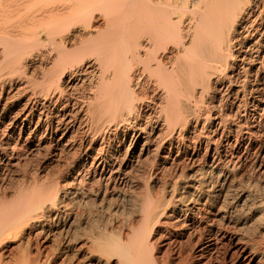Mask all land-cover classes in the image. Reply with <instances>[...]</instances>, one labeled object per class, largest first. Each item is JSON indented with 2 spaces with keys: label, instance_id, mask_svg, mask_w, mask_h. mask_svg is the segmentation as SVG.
Returning a JSON list of instances; mask_svg holds the SVG:
<instances>
[{
  "label": "bare ground",
  "instance_id": "bare-ground-1",
  "mask_svg": "<svg viewBox=\"0 0 264 264\" xmlns=\"http://www.w3.org/2000/svg\"><path fill=\"white\" fill-rule=\"evenodd\" d=\"M45 146L64 166L0 197V264H264V0H0V187ZM137 182L119 230H80L92 185ZM156 226L189 239L162 259Z\"/></svg>",
  "mask_w": 264,
  "mask_h": 264
},
{
  "label": "rangeland",
  "instance_id": "rangeland-1",
  "mask_svg": "<svg viewBox=\"0 0 264 264\" xmlns=\"http://www.w3.org/2000/svg\"><path fill=\"white\" fill-rule=\"evenodd\" d=\"M96 16H98V17H96L95 25H103V19L99 15H96ZM76 33L78 36H80L81 29L78 28L76 30ZM87 83L80 85L78 87L79 89L77 88V95H82L84 93L87 94L89 92L90 84L88 85ZM234 98H235L234 95L231 96L229 99L230 101H229L226 99V97H223L222 100L224 101V103H222L223 101L220 100L221 102H218L219 104L217 103L216 105H218L219 108L222 109V108H224V105L226 104L228 107V110H227L228 115H230V114L234 115L235 112L238 113L237 110H239L240 114H243L246 103L244 101L239 102V99L236 100ZM206 101H207L206 103H208V104L211 103L210 99L209 100L207 99ZM238 105H239L240 109H238L239 108ZM221 106H222V108H221ZM229 108H233V109H231V111H230ZM235 109H236V111H235ZM237 115H239V113ZM39 135L36 137L37 139H38ZM194 137L196 138V135H194ZM48 147L49 146H47V147L45 146L37 152L30 153L29 151H25L23 153H20V160L18 161V163L14 167H12L10 169V171L7 172V175L5 177V183H4L3 187H0V197L6 196L7 199L12 198L14 195V192L19 188V186H21V185L22 186L23 185L31 186V185H33L35 179L37 182H40V183L44 182L46 187H47V185L49 186L51 184H54L55 181H57L56 180L58 178L57 175H59V172L62 169L61 167L64 166V163H65L64 160L66 158L63 159L64 162L58 163L59 165L56 162H49L50 161L49 159L52 158L53 153L49 149L50 147L49 148ZM26 153H28V154H26ZM70 155H68V156H70ZM66 160H71V159H66ZM139 184L140 183L137 182V184L135 183V184H133V186L131 185V187H127L128 188V189H126L127 195L130 194V195H128L129 196L128 200H124L120 197L117 200H116V198H114L115 200L112 199L113 202L111 200V201H103L102 203L100 200H98V201L95 200L96 199L95 196H96L98 190H100V187L96 184H94V186L92 185V188H94V189H92V191L88 192L89 195L91 193H93L90 195L91 198L88 199V201L84 200L77 205L71 206V208H70V211H72V213H74V214L77 213L76 215L78 216V224L80 223L79 225L81 226L80 230L83 229L82 232L86 233V234H89L92 232L94 234H97L99 231H101L104 228V225L106 223L108 225L107 226L108 230H111L112 228H114L115 230H119V228L121 227V221L124 217L123 216L124 215L123 210L125 209V207H126V209L132 208V206H130L128 204L132 205L134 200L136 199L135 195L139 194V191H140L139 187L140 186L142 187V185L141 184L139 185ZM159 185H161V184H159ZM159 185L155 187V195L156 196H158L157 194H160ZM96 190H97V192L94 193V191H96ZM101 190H103V189H101ZM130 199H133V200H130ZM129 200L133 201V202H130ZM115 210H117V211L115 212ZM80 215H82V216H80ZM108 215L111 217H109ZM120 216H121V218H120ZM133 220L138 221L139 217H137L135 215ZM172 227L173 226H171V227L170 226H168V227L156 226L155 227V239H156V236L159 239V240H156L158 242L157 246L159 248L158 254L161 258L163 257L162 259H165L169 254H171L174 251V249L176 248V246H178V248H179V246H180L179 242H178L179 240H180V243L182 244L185 241H187V239H189V237L187 236L188 233H186L185 236H181L180 238H177L178 240L176 242H174V239L176 238V233L178 231H181V230L179 227H173V228ZM127 232H125V233H127ZM160 237H161V239H160ZM83 242H84V240L81 239L79 242V245H81ZM36 246H37L36 241L35 240L32 241V251L33 252L36 251V248H37ZM46 247H47V250H49L50 248H52V245L49 244ZM5 249H8V254H10L14 257H18L20 255V251L17 247V242L7 243V245L5 246ZM179 259L181 260V258H178L177 262L180 261ZM206 261L207 260H204L203 263ZM75 264H76V262H75ZM111 264H117V260H115V259L112 260Z\"/></svg>",
  "mask_w": 264,
  "mask_h": 264
}]
</instances>
